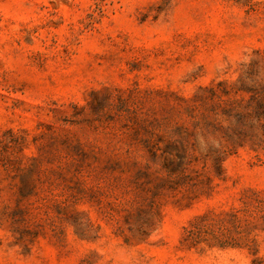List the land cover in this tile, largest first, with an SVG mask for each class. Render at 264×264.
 <instances>
[{
	"label": "rangeland",
	"instance_id": "374dc122",
	"mask_svg": "<svg viewBox=\"0 0 264 264\" xmlns=\"http://www.w3.org/2000/svg\"><path fill=\"white\" fill-rule=\"evenodd\" d=\"M264 261V0H0V264Z\"/></svg>",
	"mask_w": 264,
	"mask_h": 264
},
{
	"label": "trees",
	"instance_id": "16d2710c",
	"mask_svg": "<svg viewBox=\"0 0 264 264\" xmlns=\"http://www.w3.org/2000/svg\"><path fill=\"white\" fill-rule=\"evenodd\" d=\"M252 264H264L263 260H254Z\"/></svg>",
	"mask_w": 264,
	"mask_h": 264
}]
</instances>
